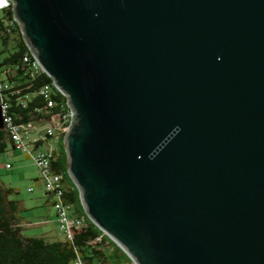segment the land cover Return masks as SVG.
<instances>
[{"label":"water","instance_id":"1","mask_svg":"<svg viewBox=\"0 0 264 264\" xmlns=\"http://www.w3.org/2000/svg\"><path fill=\"white\" fill-rule=\"evenodd\" d=\"M10 1L87 217L134 264H264V0Z\"/></svg>","mask_w":264,"mask_h":264},{"label":"trees","instance_id":"2","mask_svg":"<svg viewBox=\"0 0 264 264\" xmlns=\"http://www.w3.org/2000/svg\"><path fill=\"white\" fill-rule=\"evenodd\" d=\"M0 42L3 46L0 50V74L12 85L11 90H18L4 92L14 121L37 122L48 118L45 99L39 94V88L52 79L45 72L29 73L22 59L28 46L20 25L14 20L11 6L0 10ZM51 97L57 104L53 112L69 109L61 92L54 89ZM57 142L60 148L54 151L52 166L54 171L62 174L67 186L65 199L73 205L72 214L82 217L83 225L74 229L69 239L47 240L42 236L24 235L22 205L16 198L18 190L0 182V264H71L77 257L86 264H134L85 214L78 189L67 176L63 136ZM11 149L9 133L0 128V154ZM106 245L110 246L108 251L105 250Z\"/></svg>","mask_w":264,"mask_h":264},{"label":"built area","instance_id":"3","mask_svg":"<svg viewBox=\"0 0 264 264\" xmlns=\"http://www.w3.org/2000/svg\"><path fill=\"white\" fill-rule=\"evenodd\" d=\"M10 6L12 7L10 0H0V10ZM22 59L27 65L30 74L44 72L29 47L28 51L23 54ZM11 88L12 85L0 74V106L4 123L3 128L9 133L13 149L19 150L24 155L33 158L38 165L39 180L44 191L51 197L59 234L63 238L69 239L72 237L74 229L83 225V219L79 215L72 214L73 205L65 199L67 186L63 181V176L60 172L54 171L52 166L55 151L53 142L58 141L62 136L64 138L72 121L67 98L66 104L69 109L63 112V108H61L59 112H53V108L57 104L51 95L54 93V89L59 90L53 81L45 83L40 86L39 94L45 99L48 118L37 122L16 123L9 112L10 104L4 94L8 90L10 92H18V90H11ZM6 168H10V164H6ZM71 264L86 263L80 257H77L73 259Z\"/></svg>","mask_w":264,"mask_h":264},{"label":"rangeland","instance_id":"4","mask_svg":"<svg viewBox=\"0 0 264 264\" xmlns=\"http://www.w3.org/2000/svg\"><path fill=\"white\" fill-rule=\"evenodd\" d=\"M2 49H3V46L0 42V50ZM53 145L55 149L60 148L59 143L57 141H54ZM6 159L10 162V165H12L10 169L5 168ZM21 174H23V177L21 176ZM39 176H40V173H39L38 165L36 164L34 159L24 155L23 153L19 152V150H14L12 154H10V150L5 153L0 154V182L4 183L5 185L12 184L11 186L17 188L18 190V194L16 195L17 199H22L24 197L26 200H28L30 197L34 196V194L39 189L38 188L39 183L35 181V177H39ZM67 176H68V179L74 184L68 172H67ZM29 187H32L33 189L35 188V191L29 192L28 191ZM39 210L40 208L33 207L32 209L27 210L23 214L25 216L30 217L31 215H36L37 211ZM35 220L37 221L38 218H36ZM41 228L42 227H40L37 224L30 225L29 227H26L23 229V234L26 236H39L41 234L40 233ZM59 237H61L60 234H59ZM107 237L115 245H117V243L114 240H112L108 235ZM109 248L110 246L108 245L105 246L106 251H108ZM125 255L130 259L132 263H134L132 259L128 256V254L125 253Z\"/></svg>","mask_w":264,"mask_h":264},{"label":"crops","instance_id":"5","mask_svg":"<svg viewBox=\"0 0 264 264\" xmlns=\"http://www.w3.org/2000/svg\"><path fill=\"white\" fill-rule=\"evenodd\" d=\"M14 150L16 149H11L10 154H12ZM6 164H10V162L7 159L5 160V168H6ZM11 167L12 165H10V168ZM21 176L23 177V174H21ZM35 181L39 183L38 184L39 189L34 194V196L30 197L28 200H26L24 197L22 199H19L22 205V210H21L22 225L24 228H26L29 227L30 225L37 224L40 227H42L40 232L41 233L40 235L42 237L46 238L47 240L61 239L62 236L59 237L56 215L51 205V199L44 191L41 181L39 180V177H35ZM29 188H31V190H29ZM29 188H28L29 192L35 191V188L34 189L32 187ZM33 207L40 208V210L37 211L36 215H31L30 217H28L23 214L27 210L32 209ZM36 218H38L37 221L35 220Z\"/></svg>","mask_w":264,"mask_h":264}]
</instances>
